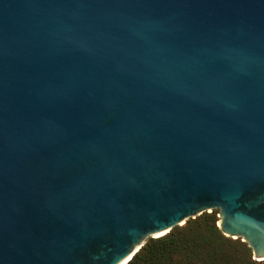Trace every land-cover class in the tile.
I'll return each instance as SVG.
<instances>
[{"label":"water","instance_id":"1","mask_svg":"<svg viewBox=\"0 0 264 264\" xmlns=\"http://www.w3.org/2000/svg\"><path fill=\"white\" fill-rule=\"evenodd\" d=\"M213 209L264 260V0H0V264H127Z\"/></svg>","mask_w":264,"mask_h":264},{"label":"trees","instance_id":"2","mask_svg":"<svg viewBox=\"0 0 264 264\" xmlns=\"http://www.w3.org/2000/svg\"><path fill=\"white\" fill-rule=\"evenodd\" d=\"M218 213L205 211L162 236L149 237L127 264H264L253 258L247 241L223 233Z\"/></svg>","mask_w":264,"mask_h":264}]
</instances>
